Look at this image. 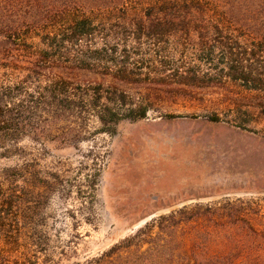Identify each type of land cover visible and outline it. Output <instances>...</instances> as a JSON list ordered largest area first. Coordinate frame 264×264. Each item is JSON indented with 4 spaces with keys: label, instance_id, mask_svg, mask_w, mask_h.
Returning a JSON list of instances; mask_svg holds the SVG:
<instances>
[{
    "label": "rangeland",
    "instance_id": "obj_1",
    "mask_svg": "<svg viewBox=\"0 0 264 264\" xmlns=\"http://www.w3.org/2000/svg\"><path fill=\"white\" fill-rule=\"evenodd\" d=\"M136 7L129 12L83 7L81 13L105 20L89 44L91 51L114 46L120 60L126 48H134L128 51V70L151 81L166 78L165 93L153 101L146 117L122 121L115 134L103 132V124L93 116L90 124L85 119H77V124L64 120L48 136L31 129L9 154L0 148V171L30 162L31 172H56L62 180L47 202H38L34 215L23 211L21 222L16 212L7 216L8 231L0 234V249L5 250L1 264H25L24 258L30 264L42 263L48 256L59 264L84 262L154 218L227 200L244 204L248 217L264 224V114L252 105L264 97V85L259 91L250 89L253 81H246L264 80V29L205 25L141 30L132 23L142 16ZM29 40L36 43L33 50L42 46L34 34ZM211 44L220 47L210 57L206 53ZM74 51L65 49L63 63L76 59L70 55ZM102 53V59L96 55L86 63L80 57L76 70L65 71L63 76L77 92L98 85L108 90L114 83L119 66L106 60L113 56ZM23 76L0 69V90L19 84ZM54 78L56 74L47 72L36 95ZM135 86L127 89L126 98L139 104L146 89ZM235 106L248 107L250 114ZM212 116L220 120H209ZM70 131L77 145L54 142V135ZM90 180H96L94 188ZM31 220L46 240L47 251L37 255L27 237L33 233Z\"/></svg>",
    "mask_w": 264,
    "mask_h": 264
},
{
    "label": "trees",
    "instance_id": "obj_2",
    "mask_svg": "<svg viewBox=\"0 0 264 264\" xmlns=\"http://www.w3.org/2000/svg\"><path fill=\"white\" fill-rule=\"evenodd\" d=\"M134 4L136 10L141 9L142 16L132 23L141 30L204 29L205 25L264 29V0H0V69L24 73L19 84L0 90L3 154L11 153L10 148L18 145L31 129H39V133L48 136L64 120L77 124V119H85L90 124L95 116L103 124V132L115 134L122 121L142 119L153 109V101L165 93L163 87L169 85L166 78L151 81L134 77L135 73L126 67L129 52L134 48L125 47L120 60L115 56L118 49L114 46L91 51L89 44L105 20H95L81 13L86 5L129 12ZM33 34L40 37L42 46L37 50H33L36 43L29 40ZM70 47L75 50L70 55L77 57L74 61L69 57L63 63L62 55ZM79 47H82L80 51ZM219 47L211 44L206 54L211 57ZM103 51L113 56L106 58L107 61L119 66L113 74L114 83L108 90L98 85L87 93L77 92L78 88L73 89L70 79L63 76L65 71L76 70L74 65L78 62L75 61L80 57L84 59L81 63L95 59L96 55V59H102ZM47 72H53L56 78L47 80L39 94L41 97L37 96V88ZM255 79L246 81H253L250 89L261 91L264 80L257 78L256 82ZM133 84L140 91L146 89L139 104L127 102L126 91ZM263 103L264 97H261L252 105L264 114ZM235 107L240 113L250 114L248 107L246 110L242 106ZM73 115L76 121L72 120ZM176 116L180 115H166ZM209 120L219 121L220 118L212 116ZM242 121L250 122L248 118ZM71 133L54 135V142L60 146L77 145L70 140ZM61 184L60 174L51 172L49 176H42L31 172L30 162L0 171V234L8 231L5 228L7 216L16 212L17 221L21 222L23 211L34 215L38 202H47L52 191ZM96 184V180H90L91 187ZM247 211L244 204L231 200L220 205L184 207L177 216L173 213L154 218L98 256L69 264H264V224L249 218ZM28 223L33 233L27 237L36 249L35 255L38 251H47L38 223L35 220ZM2 253L5 250L0 249ZM24 260L25 264H30L26 258ZM42 263L59 264L49 256ZM42 263L37 260L36 264Z\"/></svg>",
    "mask_w": 264,
    "mask_h": 264
}]
</instances>
